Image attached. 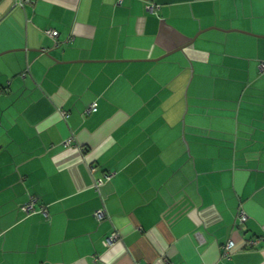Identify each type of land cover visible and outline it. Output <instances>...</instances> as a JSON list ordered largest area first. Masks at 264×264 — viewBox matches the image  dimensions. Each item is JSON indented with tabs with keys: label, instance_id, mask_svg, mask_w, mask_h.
I'll use <instances>...</instances> for the list:
<instances>
[{
	"label": "crops",
	"instance_id": "crops-1",
	"mask_svg": "<svg viewBox=\"0 0 264 264\" xmlns=\"http://www.w3.org/2000/svg\"><path fill=\"white\" fill-rule=\"evenodd\" d=\"M262 63L264 0H0V264H264Z\"/></svg>",
	"mask_w": 264,
	"mask_h": 264
},
{
	"label": "built area",
	"instance_id": "built-area-1",
	"mask_svg": "<svg viewBox=\"0 0 264 264\" xmlns=\"http://www.w3.org/2000/svg\"><path fill=\"white\" fill-rule=\"evenodd\" d=\"M47 34L50 35L51 37H56L58 35V31L54 30V29H48L47 31ZM262 68H264V63H262ZM97 109V104L94 103L91 105V108L89 109V111H93V110H96ZM67 115V114H65ZM73 137H70L66 140V145H70L72 144L73 142ZM112 175L109 174V175H106L105 178H111ZM103 178H100L98 181H97V187L101 186L103 184ZM36 198L35 197H32L31 200L27 203H25L23 206H22V210L26 211V212H32L34 209H35V203H36ZM42 213L47 217L48 216V212L45 208L42 209ZM96 216L100 219H103L106 214L104 213L103 210H98L96 211ZM238 219H240V222L241 223H244L246 220H247V215L243 212V211H239L238 212ZM118 239V234L117 233H112L109 237L105 238L104 240V244L105 245H110L112 244L115 240ZM246 243L249 244V245H256L257 244V240L255 239H248L246 240ZM236 247V244L234 241H229L224 247H223V255L228 257L230 256L234 249Z\"/></svg>",
	"mask_w": 264,
	"mask_h": 264
},
{
	"label": "trees",
	"instance_id": "trees-1",
	"mask_svg": "<svg viewBox=\"0 0 264 264\" xmlns=\"http://www.w3.org/2000/svg\"><path fill=\"white\" fill-rule=\"evenodd\" d=\"M23 206V205H22ZM22 208V207H21ZM26 214H33V213H35V212H37V208H35L32 212H26V211H24Z\"/></svg>",
	"mask_w": 264,
	"mask_h": 264
},
{
	"label": "rangeland",
	"instance_id": "rangeland-1",
	"mask_svg": "<svg viewBox=\"0 0 264 264\" xmlns=\"http://www.w3.org/2000/svg\"><path fill=\"white\" fill-rule=\"evenodd\" d=\"M235 91V89H233V92ZM235 94H233V96H234ZM237 95H240V93L239 94H237Z\"/></svg>",
	"mask_w": 264,
	"mask_h": 264
}]
</instances>
